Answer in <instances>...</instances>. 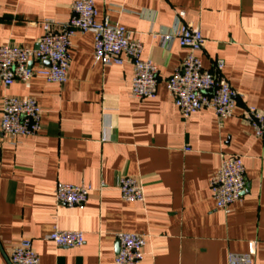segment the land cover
<instances>
[{
    "label": "crops",
    "instance_id": "1",
    "mask_svg": "<svg viewBox=\"0 0 264 264\" xmlns=\"http://www.w3.org/2000/svg\"><path fill=\"white\" fill-rule=\"evenodd\" d=\"M74 1L0 0V47L36 49L43 21H69ZM95 8L98 23L107 18L141 41L142 59L158 68L157 94L132 97V65L96 63L92 33L71 39L65 85L40 77L0 84V122L4 96L31 97L43 112L35 137L0 133V264L23 240L40 264H115L119 232L146 237L140 264H228L250 243L254 264H264V142L242 120V103L221 126L210 109L184 119L167 82L188 51L157 36L184 11L207 38L203 67L223 61L233 89L264 111V0H95ZM232 155L243 159L247 188L225 214L209 179ZM120 176L142 179L144 203L122 199ZM59 183L91 187L86 205L59 204ZM56 227L84 233L85 244L57 247L47 240Z\"/></svg>",
    "mask_w": 264,
    "mask_h": 264
},
{
    "label": "built area",
    "instance_id": "2",
    "mask_svg": "<svg viewBox=\"0 0 264 264\" xmlns=\"http://www.w3.org/2000/svg\"><path fill=\"white\" fill-rule=\"evenodd\" d=\"M72 16L65 23L46 19L42 23L43 35L38 47L17 45L0 47V84L5 88L15 83H28L40 77L47 83L61 86L68 81L71 39L77 34L94 36V60L104 67L131 64L134 70L131 95L135 99H152L158 89V68L142 59V43L132 40L126 28L107 18L98 23L95 0H75ZM186 13L177 12L173 31L161 33L162 46L177 41L188 52L179 68L167 82L175 107L184 119L203 110H212L221 126L234 115L238 103L243 105L242 120L264 142V111L248 106L246 96L237 92L224 76V63L213 64L212 70L203 67L199 54L203 53L207 38L198 27L185 22ZM42 110L31 97L4 96L1 100L0 133L4 138L17 140L35 137L41 130ZM209 187L217 210L229 214L231 207L242 199L247 188L243 159L240 156H223L220 168L209 179ZM116 188L127 202H145L144 184L137 177L120 176ZM91 192L86 185L59 183L56 200L72 209L83 208ZM119 251L115 264H140L145 256L146 237L138 234H116ZM47 240L57 247L76 249L85 244V235L79 231L55 228ZM255 244L250 243L247 253L228 255V264H254ZM9 264H40L30 240H23L11 251Z\"/></svg>",
    "mask_w": 264,
    "mask_h": 264
}]
</instances>
